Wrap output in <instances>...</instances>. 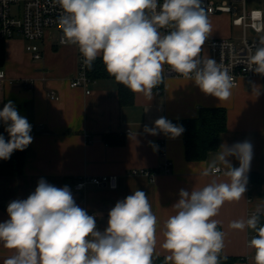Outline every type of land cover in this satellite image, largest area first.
<instances>
[{
	"label": "clouds",
	"instance_id": "obj_1",
	"mask_svg": "<svg viewBox=\"0 0 264 264\" xmlns=\"http://www.w3.org/2000/svg\"><path fill=\"white\" fill-rule=\"evenodd\" d=\"M56 2L64 13L60 18L63 42L78 46L89 68L101 58L108 74L132 92L151 96L168 65L186 77L194 74L195 84L206 95L230 98L233 77L215 60L199 58L210 31L201 0ZM248 64L250 70L264 75V40ZM0 121L10 137L6 141L0 135V160H8L14 151H24L32 143V125L12 101L0 110ZM144 131L174 139L184 128L160 117L153 127L145 125ZM229 157H235L239 166L233 167ZM252 158L249 141L222 144L215 160L226 168L227 181L180 191L175 214L164 222L162 247L171 264H219L223 233L212 218L225 201L244 196ZM218 171L206 169L203 175ZM7 214L9 219L0 223V242L14 254L4 264H152L157 217L142 190L115 204L103 232L97 230L95 217L75 203L68 186L56 187L43 178L27 199L10 202ZM230 227L256 233L248 246L255 250V264H264L259 210L247 220L231 222Z\"/></svg>",
	"mask_w": 264,
	"mask_h": 264
},
{
	"label": "crops",
	"instance_id": "obj_2",
	"mask_svg": "<svg viewBox=\"0 0 264 264\" xmlns=\"http://www.w3.org/2000/svg\"><path fill=\"white\" fill-rule=\"evenodd\" d=\"M253 9L262 10L264 16V0H259L250 10ZM209 24L208 39L239 40L233 36L236 26L231 15H214ZM255 36L253 32L250 37ZM26 46L22 38L4 41L5 59L0 70L6 72V82L0 88V110L12 101L18 113L32 125L33 141L26 148L23 175L0 177V223L9 219V203L27 199L42 178L56 187L68 186L75 203L95 217L96 228L101 232L108 227L109 211L115 204L142 190L157 217L152 258L167 259L170 254L162 247L164 222L175 214L173 206L180 199V191L191 192L228 178L223 175L226 168L215 160L219 150L211 153L206 161L191 162L186 159L182 135L174 139L163 133L151 135L144 131V126L153 127L160 117L169 121L195 119L202 109L223 108L227 112V130L220 138L219 149L222 144L231 146L249 141L253 158L244 196L239 201H225L212 219L222 229L223 255L243 259L236 264H255V250L248 243L256 233L248 228L233 229L230 224L247 220L257 210L264 213V183L249 180L250 173L264 176L262 79L243 80L232 88L229 99L219 100L203 93L194 78L167 76V65H164L163 95L155 88L151 96L134 93V104L126 107L120 104L118 84L114 80L92 82L88 86L91 94L82 87L71 86L79 73L81 53L76 45H61L55 31L49 32L40 43L43 61H34ZM199 58L202 61L211 58L206 44ZM5 128L0 121V134ZM107 134L124 135L125 143L112 145L105 139ZM228 159L233 167L239 166L235 157ZM168 161L172 163L171 172L159 171L154 182L144 176H128L132 170H160ZM216 167L221 168L220 174L203 175L206 169ZM104 175L118 176L119 188L90 185L82 192L74 190L80 177ZM13 254L14 250L0 242V264Z\"/></svg>",
	"mask_w": 264,
	"mask_h": 264
},
{
	"label": "built area",
	"instance_id": "obj_3",
	"mask_svg": "<svg viewBox=\"0 0 264 264\" xmlns=\"http://www.w3.org/2000/svg\"><path fill=\"white\" fill-rule=\"evenodd\" d=\"M163 0H160L162 3ZM201 6L204 8L208 18L219 14H229L232 16L234 26L243 29V35L239 40L233 38H216L205 41L209 49L211 59L215 60L222 70L233 77L234 87L238 86L243 80H253L256 78L264 81V75L256 73L249 69L248 58L254 54L255 49L261 46L264 40V16L260 9L249 10L247 0H201ZM241 6V8L239 7ZM56 0H0V41H8L15 38H22L26 41V51L32 56L34 61H43L44 54L40 43L46 38L49 32H56L61 45H67L63 42V31L60 18L63 15ZM251 29L256 36L250 37L248 30ZM166 32V29H161ZM166 75L178 78H189L173 71L166 66ZM194 78V74H193ZM6 82V72L0 70V88ZM92 81L87 75V66L84 64V58L80 55V65L78 76L71 82L72 87H82L91 94L88 86ZM51 97L55 94L51 92ZM172 163L170 161L160 170H132L128 176H144L154 182L159 171L170 173ZM218 172H222L220 167ZM115 184V187L112 185ZM90 185L97 187H108L112 190L119 188V177L116 175H104L93 177H80L74 184L75 191H85ZM257 212V211H256ZM253 212L251 215H253ZM259 211V215H263Z\"/></svg>",
	"mask_w": 264,
	"mask_h": 264
},
{
	"label": "trees",
	"instance_id": "obj_4",
	"mask_svg": "<svg viewBox=\"0 0 264 264\" xmlns=\"http://www.w3.org/2000/svg\"><path fill=\"white\" fill-rule=\"evenodd\" d=\"M5 47L4 41H0V68L4 64ZM88 78L92 82L101 80H115L108 74L101 58H97L92 66L87 67ZM117 82V81H116ZM118 84V96L122 106H132L135 101L134 92L123 84ZM159 95L164 93V79L155 87ZM175 125L184 128L181 134L185 140L186 159L191 162L206 161L209 155L219 150L220 138L227 130V112L223 108H207L200 111L199 117L195 119L174 120L171 121ZM3 135L7 141L10 137L4 130ZM105 139L112 145H123L125 143L124 135L107 134ZM26 160V149L24 151L16 150L12 153L10 159L3 160L0 164V177H20L24 173ZM251 182L264 183V176L256 173L249 174ZM260 224H264V214L260 216ZM218 230L222 232L220 226ZM219 264H236L243 260L234 257H226L223 255L222 249L218 253ZM152 264H169L168 260L163 257L152 258Z\"/></svg>",
	"mask_w": 264,
	"mask_h": 264
},
{
	"label": "rangeland",
	"instance_id": "obj_5",
	"mask_svg": "<svg viewBox=\"0 0 264 264\" xmlns=\"http://www.w3.org/2000/svg\"><path fill=\"white\" fill-rule=\"evenodd\" d=\"M259 0H247V8L250 10L252 8H254L256 5H257V2ZM241 8V6H239ZM243 35V29L242 28H239V27H235L233 28V36L234 37H241ZM248 35L249 36H252L253 35V32L251 29L248 30Z\"/></svg>",
	"mask_w": 264,
	"mask_h": 264
}]
</instances>
